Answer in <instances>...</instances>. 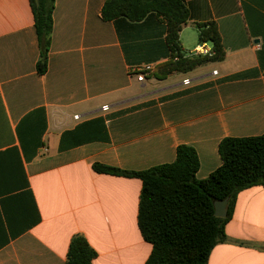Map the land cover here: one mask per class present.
I'll return each instance as SVG.
<instances>
[{
	"label": "crops",
	"instance_id": "1",
	"mask_svg": "<svg viewBox=\"0 0 264 264\" xmlns=\"http://www.w3.org/2000/svg\"><path fill=\"white\" fill-rule=\"evenodd\" d=\"M105 2L55 0L41 74L30 0H0V264H66L76 235L93 264H146L142 180L94 164L141 171L188 144L204 179L222 139L264 133V0H184L182 51L212 49L197 24L215 23L226 55L165 78L154 72L172 54L163 16L105 20ZM226 233L208 264H264V186L238 193Z\"/></svg>",
	"mask_w": 264,
	"mask_h": 264
},
{
	"label": "trees",
	"instance_id": "2",
	"mask_svg": "<svg viewBox=\"0 0 264 264\" xmlns=\"http://www.w3.org/2000/svg\"><path fill=\"white\" fill-rule=\"evenodd\" d=\"M39 38L37 70L47 71L55 0H30ZM150 13L163 16L171 58L154 70L165 78L210 61L223 60L225 50L215 23H198L199 40L213 45L212 55H186L180 32L189 20L184 0H106L105 20L126 17L141 21ZM221 165L208 177L199 179L197 150L188 144L177 148L175 161L132 171L95 163L97 172L138 177L142 180L138 224L152 245L146 264H208L213 248L227 240L226 224L231 219L238 193L264 186V133L257 136L226 137L219 143ZM228 199V214L219 217L214 202ZM96 251L83 235L72 238L66 264H93Z\"/></svg>",
	"mask_w": 264,
	"mask_h": 264
},
{
	"label": "built area",
	"instance_id": "3",
	"mask_svg": "<svg viewBox=\"0 0 264 264\" xmlns=\"http://www.w3.org/2000/svg\"><path fill=\"white\" fill-rule=\"evenodd\" d=\"M213 49H209L206 44H200L196 47L195 50H193L190 55H212ZM153 71V65H145L141 68L136 69L137 72V79L139 81H144L147 78V75L150 74ZM185 83H189V79L184 80ZM106 108V107H105ZM78 117V115H77Z\"/></svg>",
	"mask_w": 264,
	"mask_h": 264
},
{
	"label": "water",
	"instance_id": "4",
	"mask_svg": "<svg viewBox=\"0 0 264 264\" xmlns=\"http://www.w3.org/2000/svg\"><path fill=\"white\" fill-rule=\"evenodd\" d=\"M215 213L219 217H226L228 214V199L216 200L214 202Z\"/></svg>",
	"mask_w": 264,
	"mask_h": 264
},
{
	"label": "rangeland",
	"instance_id": "5",
	"mask_svg": "<svg viewBox=\"0 0 264 264\" xmlns=\"http://www.w3.org/2000/svg\"><path fill=\"white\" fill-rule=\"evenodd\" d=\"M209 44H211V43H209Z\"/></svg>",
	"mask_w": 264,
	"mask_h": 264
}]
</instances>
